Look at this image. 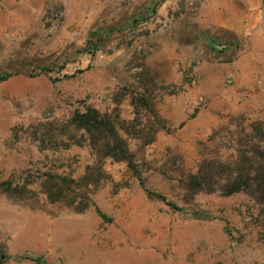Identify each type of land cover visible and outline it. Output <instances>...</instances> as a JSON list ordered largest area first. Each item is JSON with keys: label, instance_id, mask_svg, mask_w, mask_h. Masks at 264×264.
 <instances>
[{"label": "rangeland", "instance_id": "1", "mask_svg": "<svg viewBox=\"0 0 264 264\" xmlns=\"http://www.w3.org/2000/svg\"><path fill=\"white\" fill-rule=\"evenodd\" d=\"M237 47L264 61V0H0V75H13L0 82L2 264H176L173 238L204 221L245 243L199 264H264L261 205L186 184L205 159L235 158L264 121V67L254 82L223 80L230 100L191 127L168 120L172 95L198 93L203 60ZM196 100L183 114L208 102ZM88 107L131 162L74 122Z\"/></svg>", "mask_w": 264, "mask_h": 264}, {"label": "trees", "instance_id": "2", "mask_svg": "<svg viewBox=\"0 0 264 264\" xmlns=\"http://www.w3.org/2000/svg\"><path fill=\"white\" fill-rule=\"evenodd\" d=\"M10 76L9 73L0 75V82ZM133 102L137 105L136 98ZM144 106H150L147 100ZM73 120L90 135L106 132L110 137L106 142L108 154L131 162L126 141L118 134L110 119L98 109L88 107L85 111H77ZM186 184L192 194L200 191L220 192L223 195L245 192L261 205L264 215V121L255 120L251 123L239 144L235 158L228 161L217 157L205 159L198 172L188 176ZM100 214L106 216L101 212ZM6 257L5 253L0 252V264ZM23 258H31L38 264H48L41 256Z\"/></svg>", "mask_w": 264, "mask_h": 264}, {"label": "crops", "instance_id": "3", "mask_svg": "<svg viewBox=\"0 0 264 264\" xmlns=\"http://www.w3.org/2000/svg\"><path fill=\"white\" fill-rule=\"evenodd\" d=\"M240 43V42H239ZM236 53H235V52ZM253 51L243 50L241 47H237L232 50H228L220 57L206 58L200 65L201 77L199 78L200 87L198 93L204 96L208 102L205 107L199 109L198 115H192L191 113H184V110L188 112H194L197 102V92H176L170 97L171 114L168 120L173 126L183 124V127H191L195 121L198 120L201 112L206 111V108H211L216 100L223 103L230 100V96L220 86L223 80L233 79L234 84H239V81H251L254 82L259 79V72L261 67H264V61L257 60L253 57ZM221 58V59H220ZM13 76V75H12ZM10 76V77H12ZM9 77V78H10ZM7 78L6 80H8ZM38 80H43L38 77ZM261 80L264 81V74ZM208 83L214 84L215 92L218 90L219 94L214 95L209 87ZM261 90H264L262 88ZM216 97L218 99H216ZM174 98V99H172ZM185 112V111H184ZM264 118V113L261 115ZM203 227L196 228L194 224L193 230L186 228V230L179 232L176 237L173 238L174 252L177 256L176 264H199V255L204 252L211 255H221L231 250L237 251L241 249L243 242H235L232 236L226 231L225 225L222 221H204ZM197 229V230H196ZM194 253V260L196 262H187L186 257L189 254ZM264 261V259H263Z\"/></svg>", "mask_w": 264, "mask_h": 264}]
</instances>
